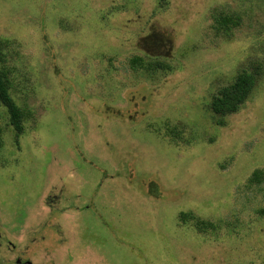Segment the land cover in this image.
Here are the masks:
<instances>
[{
	"label": "rangeland",
	"instance_id": "obj_1",
	"mask_svg": "<svg viewBox=\"0 0 264 264\" xmlns=\"http://www.w3.org/2000/svg\"><path fill=\"white\" fill-rule=\"evenodd\" d=\"M0 42V264H264V0H0Z\"/></svg>",
	"mask_w": 264,
	"mask_h": 264
},
{
	"label": "trees",
	"instance_id": "obj_2",
	"mask_svg": "<svg viewBox=\"0 0 264 264\" xmlns=\"http://www.w3.org/2000/svg\"><path fill=\"white\" fill-rule=\"evenodd\" d=\"M225 23H230V19H222ZM5 55L3 45L0 42V105L6 109L9 124L12 126L16 140L24 134L25 115L21 107L16 103L10 90V83L6 74L1 70V64L4 63ZM144 60L141 58L133 59L134 64H139ZM144 63V62H143ZM152 65L154 63H148ZM143 65V64H141ZM159 67V63L155 64ZM256 72H243L237 75L235 80L226 86H223L213 96L210 103V110L214 115L221 118L238 112L246 100L251 95L256 85ZM221 125L222 121L219 122ZM264 180V170H258L253 173L249 182H262Z\"/></svg>",
	"mask_w": 264,
	"mask_h": 264
}]
</instances>
